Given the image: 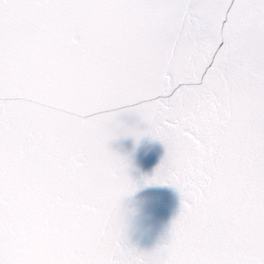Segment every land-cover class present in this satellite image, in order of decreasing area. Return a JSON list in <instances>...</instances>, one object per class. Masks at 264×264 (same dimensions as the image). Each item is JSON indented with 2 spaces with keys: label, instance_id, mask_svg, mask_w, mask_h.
<instances>
[{
  "label": "snow or ice",
  "instance_id": "snow-or-ice-1",
  "mask_svg": "<svg viewBox=\"0 0 264 264\" xmlns=\"http://www.w3.org/2000/svg\"><path fill=\"white\" fill-rule=\"evenodd\" d=\"M152 185L180 208L143 249ZM0 264H264V0H0Z\"/></svg>",
  "mask_w": 264,
  "mask_h": 264
},
{
  "label": "water",
  "instance_id": "water-1",
  "mask_svg": "<svg viewBox=\"0 0 264 264\" xmlns=\"http://www.w3.org/2000/svg\"><path fill=\"white\" fill-rule=\"evenodd\" d=\"M115 147L122 153L132 154L133 169L137 171V175H135L133 171L132 175L135 177L137 176L138 178L151 174V170H149V160L151 159L150 154L152 152L157 153L158 151L165 150L161 143L152 141L149 138L143 139L139 145H136L130 138L125 139L120 141ZM145 154L147 162L145 161L144 169L140 163L138 164V160H140ZM163 157L164 156L161 154L160 158L163 159ZM143 189L145 190L141 189L138 194H135L138 199L131 198L127 202V207L131 214L130 236L132 241L139 247L150 249L166 235L167 229L170 227L171 221L178 214L179 209L174 207V204L170 202L169 205L171 204V206L168 208L175 213L169 215V218H166L165 221H161V223L157 222L154 218H159L162 209L158 211V208L156 207L158 206V203L151 201L149 187H144ZM151 205H153L152 208ZM162 205L163 204L160 203L158 207Z\"/></svg>",
  "mask_w": 264,
  "mask_h": 264
}]
</instances>
